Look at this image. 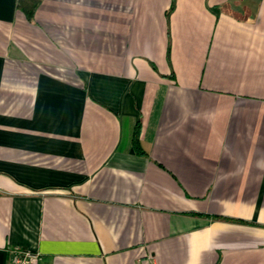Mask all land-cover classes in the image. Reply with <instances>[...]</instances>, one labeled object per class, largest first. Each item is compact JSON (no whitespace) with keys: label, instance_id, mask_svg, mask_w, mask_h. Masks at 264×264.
<instances>
[{"label":"crops","instance_id":"obj_1","mask_svg":"<svg viewBox=\"0 0 264 264\" xmlns=\"http://www.w3.org/2000/svg\"><path fill=\"white\" fill-rule=\"evenodd\" d=\"M17 2L0 264H264V0Z\"/></svg>","mask_w":264,"mask_h":264},{"label":"trees","instance_id":"obj_2","mask_svg":"<svg viewBox=\"0 0 264 264\" xmlns=\"http://www.w3.org/2000/svg\"><path fill=\"white\" fill-rule=\"evenodd\" d=\"M42 2L43 0H18L17 6L23 13H25L28 19H33L36 10L38 9V7L41 5ZM174 6H175V0H173V5L171 9H174ZM134 142L137 152L141 155H144L145 151L142 149L140 145L137 134L135 136Z\"/></svg>","mask_w":264,"mask_h":264},{"label":"built area","instance_id":"obj_3","mask_svg":"<svg viewBox=\"0 0 264 264\" xmlns=\"http://www.w3.org/2000/svg\"><path fill=\"white\" fill-rule=\"evenodd\" d=\"M12 253L11 260L14 264H37L40 259L38 254L20 248H15Z\"/></svg>","mask_w":264,"mask_h":264}]
</instances>
